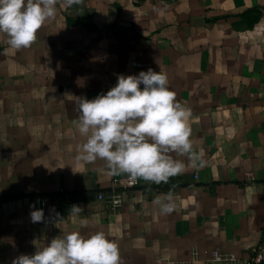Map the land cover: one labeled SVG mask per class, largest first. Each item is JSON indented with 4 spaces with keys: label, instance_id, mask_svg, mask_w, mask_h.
<instances>
[{
    "label": "crops",
    "instance_id": "1",
    "mask_svg": "<svg viewBox=\"0 0 264 264\" xmlns=\"http://www.w3.org/2000/svg\"><path fill=\"white\" fill-rule=\"evenodd\" d=\"M7 39L0 33V264L76 231L104 232L122 264H223L213 249L246 257L264 245V0H60L31 47ZM149 68L191 109L206 163L173 154L183 173L121 188L111 207L96 192L120 175L77 161L76 101ZM169 190L176 209L162 215L152 201Z\"/></svg>",
    "mask_w": 264,
    "mask_h": 264
},
{
    "label": "clouds",
    "instance_id": "2",
    "mask_svg": "<svg viewBox=\"0 0 264 264\" xmlns=\"http://www.w3.org/2000/svg\"><path fill=\"white\" fill-rule=\"evenodd\" d=\"M59 2L0 0V33L8 37L7 44L17 51L31 47L38 31L56 16ZM80 3L82 0H64L66 7ZM176 95L167 75L149 68L138 75H119L106 94L77 99L76 127L85 138L77 161L102 160L110 174H126L133 184L140 180L166 184L183 173L184 162L173 154L186 156L192 167L202 168L206 163L203 153L194 149L191 139V109ZM152 203L162 215L176 209L171 190ZM30 216L33 223L44 221L42 209H34ZM12 264H122V257L118 243L104 232L85 237L76 231L52 239L34 254L15 257Z\"/></svg>",
    "mask_w": 264,
    "mask_h": 264
},
{
    "label": "built area",
    "instance_id": "3",
    "mask_svg": "<svg viewBox=\"0 0 264 264\" xmlns=\"http://www.w3.org/2000/svg\"><path fill=\"white\" fill-rule=\"evenodd\" d=\"M113 184L109 187L107 191H97V198L106 199L111 207H118L121 205V188L132 187L137 183H132L127 175L114 176L112 178ZM61 191L64 190L61 188ZM119 200V204L115 201ZM44 211L43 208H40ZM211 258L217 261H221L223 264H264V245L257 244L254 250L246 257H240L231 252H221L218 249H213L211 251ZM166 264H187V262L172 259L169 257L165 258Z\"/></svg>",
    "mask_w": 264,
    "mask_h": 264
}]
</instances>
